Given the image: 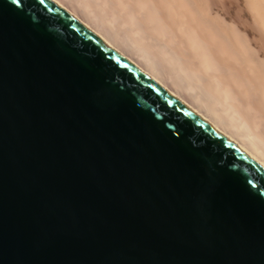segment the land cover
I'll list each match as a JSON object with an SVG mask.
<instances>
[{
    "label": "water",
    "instance_id": "1",
    "mask_svg": "<svg viewBox=\"0 0 264 264\" xmlns=\"http://www.w3.org/2000/svg\"><path fill=\"white\" fill-rule=\"evenodd\" d=\"M0 264H264V167L51 0H0Z\"/></svg>",
    "mask_w": 264,
    "mask_h": 264
},
{
    "label": "bare ground",
    "instance_id": "2",
    "mask_svg": "<svg viewBox=\"0 0 264 264\" xmlns=\"http://www.w3.org/2000/svg\"><path fill=\"white\" fill-rule=\"evenodd\" d=\"M264 167V0H51Z\"/></svg>",
    "mask_w": 264,
    "mask_h": 264
}]
</instances>
